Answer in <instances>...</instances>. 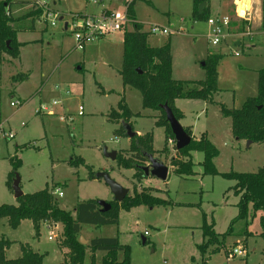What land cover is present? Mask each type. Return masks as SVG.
<instances>
[{
	"label": "rangeland",
	"instance_id": "374dc122",
	"mask_svg": "<svg viewBox=\"0 0 264 264\" xmlns=\"http://www.w3.org/2000/svg\"><path fill=\"white\" fill-rule=\"evenodd\" d=\"M103 1L45 0L49 10L59 13L63 20H56V26H52L51 18L42 19L37 22V28L44 31L17 34L19 43L38 41L21 44L18 60L6 54L5 62L0 64V124L6 134L0 133V206L17 203L11 178L12 161L20 162L16 174L21 178L24 194L48 188L55 194L59 207L73 215L78 204L89 200L115 202L110 186L103 179L92 178V174L95 177L99 172H108L129 190V196L148 190L164 202L121 210L119 223L115 225H83L81 237L87 244L93 238H118L122 245L131 248V264H264V239L260 237L264 212L249 218L247 226L244 222L237 223L236 232L225 237L239 212V197L231 190L235 181L204 174L202 152L192 153L193 176L179 177L170 169L165 182L153 177H137L135 168H122L117 159L105 155L106 150L108 153L118 151V155L129 153L124 151L130 148L122 129L126 122L117 123L110 118L124 98L132 112L143 114L132 118L135 131L153 133L156 150L165 148L166 132L148 116L153 113L143 109L141 93L123 85L121 33L110 34L87 44L84 50H76L71 32L64 28L72 15L97 16L102 6L126 12V5L134 2L136 16L146 24L147 31L151 25L172 31L185 30L170 35L176 78L203 80L206 78L203 65L208 55L220 56L219 92L215 100L229 108H240L247 98L258 95L259 73L264 69V4L260 27H254V10L249 21L237 15L234 8H228L227 0H213L214 16L232 18L229 36L213 47L207 38L210 30L206 20L193 23L192 0ZM32 7L35 9L36 5ZM159 37L162 39L157 44L165 42L163 38L168 36ZM24 75L26 79L21 78ZM47 75L50 76L46 78ZM59 85L69 88L71 94L57 91ZM54 101H62V105L53 106ZM12 102L22 106L13 107ZM203 105L201 100L183 101L186 123L192 125L196 137L206 131L211 135L220 152L214 162L218 172L256 173L264 167V145L236 140L231 132V120H220L219 107ZM80 106L83 116H79ZM44 108L54 115H49ZM61 116L68 121L62 122ZM10 133L14 138L8 137ZM167 143L162 157L169 165L179 156L176 146L171 145L169 139ZM79 158L85 165L70 164ZM58 189L62 197L57 195ZM205 221L214 225L218 237L204 255L200 246L206 241L202 229ZM63 235L62 225L42 224L37 235L30 220L23 221L18 229H12L7 219L0 222V238L12 242L5 252L7 260L20 258L24 246L43 255L45 264H61L68 256L60 247ZM241 242L246 246V254L229 256ZM217 247L220 252L212 254ZM104 255L98 252L97 260L100 262ZM86 259L89 263V249Z\"/></svg>",
	"mask_w": 264,
	"mask_h": 264
},
{
	"label": "trees",
	"instance_id": "16d2710c",
	"mask_svg": "<svg viewBox=\"0 0 264 264\" xmlns=\"http://www.w3.org/2000/svg\"><path fill=\"white\" fill-rule=\"evenodd\" d=\"M211 1L193 0L195 20L209 19ZM10 2L11 0L0 2V64L6 54L11 55L14 59L18 58L20 54L21 44L17 41V32L11 26L13 19L8 13ZM203 4H206V8L201 10ZM128 17L132 22L133 30L125 31L124 35L123 69L121 71L123 84L125 87L136 89L141 93L143 108L159 113L156 126L165 129L168 139H175L164 107L168 106L172 109L175 117L180 121L183 114L176 108V100L198 99L209 104L214 103V96L219 92L217 67L221 57L212 53L208 55L204 64L206 70L204 80H176L173 77L171 45L152 47L148 44L149 34L143 32V26L136 22L133 2L128 6ZM8 42H10V47L7 45ZM219 106L222 116L232 120V133L236 140L264 145V69L259 73V90L256 97L247 98L240 108H228L223 104ZM118 110H114L110 114V118L114 122L123 120L130 123L132 117H140L139 114L133 115L125 99L119 102ZM185 131L192 136L190 129L185 128ZM153 140L151 132L131 139L129 153L117 156L119 166L125 169L135 168L136 176L144 179V173L138 166L148 164L145 154L156 153ZM175 149L179 157L173 158L170 165L177 176L190 177L194 175L195 164L192 162V153L199 151L204 154L202 162L204 174L220 175L235 181L231 190L239 197L237 204L239 212L231 222L225 237L232 236L236 232L235 225L237 223L244 222L247 226L249 218L254 217L258 212H264V167L256 173L218 172L214 161L219 157L220 152L205 133L199 140L192 138L191 144L185 149L179 151L177 148ZM12 163L14 171L11 178L14 181L16 172L20 168V162L12 161ZM70 164L80 166L85 165V162L79 158L77 162L72 161ZM92 178H95L93 174ZM163 202V199L152 195L147 190L135 193L133 196L130 195L121 203L110 202L112 207L107 212L102 211L98 200L80 203L75 208V215H73L62 210L55 194L46 188L33 194H24L23 197L17 199L16 205H1L0 222L7 219L12 229H18L23 221L30 220L33 222L37 235L40 234L42 224L62 225L64 235L62 242L60 241V247L68 251V258L62 264H131V248L122 245L118 238H95L87 245L82 244L80 240L82 226L85 224L96 227L115 225L119 223L121 210L129 211L142 205H163ZM261 228L260 237L264 239V217L261 218ZM202 229L206 241L200 246V249L205 255L209 246L217 242L218 235L214 231V225H208L206 221ZM244 232L248 233V230ZM11 245L12 242L9 240L0 238V264H45L43 255L24 246L20 258L7 260L5 252ZM88 249L90 250L89 263L86 259ZM220 250V247H217L212 254L218 253ZM98 252L105 253L100 262L96 258Z\"/></svg>",
	"mask_w": 264,
	"mask_h": 264
},
{
	"label": "built area",
	"instance_id": "2783aa9c",
	"mask_svg": "<svg viewBox=\"0 0 264 264\" xmlns=\"http://www.w3.org/2000/svg\"><path fill=\"white\" fill-rule=\"evenodd\" d=\"M245 1V0H243ZM128 3L126 6V12H121L119 10H108L105 9L97 16H82V15H72L71 21L65 25V29L70 31L72 37L74 39V49L76 50H84L86 45L91 42H96L97 40L104 38L110 34H114L123 30V28L130 23V19L128 17ZM37 8H43L48 17H50L53 22L52 26H56V20L61 18L59 13L51 12L46 3L38 1L36 2ZM247 11V10H246ZM246 18V17H243ZM232 24V18L229 16H211L207 20V25L209 27L210 33L207 35L208 41L213 47L219 46L223 40L227 38L230 34V28ZM183 32L182 29L177 31H172L165 27H160L159 25H151L149 28V34L153 36H170L174 33L181 34ZM238 56V53H235ZM56 90L61 92L63 91L65 95H70L71 91L69 88H64L62 86H56ZM13 107L22 106L21 103H11ZM62 105V101H54L53 106ZM42 110V108H41ZM39 110L38 112H41ZM45 111L48 112L49 115H54V113L47 108H44ZM79 116H83V107H79ZM60 120L62 122H67L68 118L65 116H61ZM73 121L72 118H70ZM2 124H0V133H3ZM6 136V134H4ZM9 138H14L13 134L8 135ZM169 143L173 146H176V141L174 139H170ZM57 195L59 197L63 196V193L58 189ZM52 239V238H51ZM246 246H244L241 242L238 247L234 248L229 256H236L246 254L245 252Z\"/></svg>",
	"mask_w": 264,
	"mask_h": 264
},
{
	"label": "crops",
	"instance_id": "0c3cea01",
	"mask_svg": "<svg viewBox=\"0 0 264 264\" xmlns=\"http://www.w3.org/2000/svg\"><path fill=\"white\" fill-rule=\"evenodd\" d=\"M5 1H7V0H2V2H5ZM38 1H41V2H44V3H46L45 2V0H20V1H13V0H11V2H10V5L8 6V13H9V15L12 17V24H11V26L13 27V29H15L16 30V32H17V34L18 35H21V34H23V33H25V32H37L38 31V33L39 32H42V31H44V30H42V31H40L38 28H37V22H42V19H49L50 17H48V14H47V12L43 9V8H37V6L35 7V9H32L33 7H32V4H35L36 5V2H38ZM221 2H222V0H220ZM241 2V1H243V0H227L226 1V5H227V7L229 8H234V11L236 12V14L237 15H239L238 14V8H237V3L238 2ZM251 1V6L250 7H246V10H247V13H246V18H243V19H246V20H251V16L253 15V11L252 10H254L255 11V16H254V18H255V21H254V27H260V14L262 13V11H263V2H264V0H250ZM102 3H104V1L102 0ZM132 3V2H131ZM212 3H213V0L211 1V3L209 4V11H210V17L211 16H214L215 14H216V12L215 11H213L212 10ZM127 4V3H126ZM133 4H134V2H133ZM192 4H193V10H192V20H193V23H197L198 21H200V20H195L194 19V16H193V13H194V3H193V0H192ZM46 5H47V3H46ZM47 8H48V6H47ZM49 9V8H48ZM105 9H108V10H118V8H116V7H107V6H102V8L100 9V11L96 14V15H99L101 12H103ZM51 10V9H50ZM51 12H54L53 11V9H52V11ZM16 15V16H15ZM230 15V14H229ZM135 16H136V13H135ZM209 17V18H210ZM61 18H63V17H61ZM61 18H60V20H61ZM136 22L138 23V24H140V25H142L143 26V32H146V33H148L149 34V28H150V26L148 27V31L145 29L146 28V24H144V23H142V22H140L139 20H138V18H137V16H136ZM183 22H185L184 20H183ZM206 22H207V20H206ZM30 23L32 24V25H30ZM67 24V23H66ZM65 24V25H66ZM52 25V24H51ZM132 27V22L130 21V23L129 24H127L124 28H123V30L122 31H120L119 33H121V40H122V42H123V44H124V35H125V31H132L133 30V27ZM65 28V27H64ZM129 28H131V30L129 29ZM192 29H194V26H192ZM66 30V29H65ZM183 30V32L182 33H184V29H182ZM67 31V30H66ZM17 35V36H18ZM160 39H162L161 37H159V36H153V35H151V34H149V37H148V44L150 45V46H152V47H163V46H165L166 44H170L171 45V50H172V56H173V60H174V50H173V46H172V42H171V36H168V37H166V38H163V39H165L164 41L165 42H162V43H160V44H157V42L158 41H161ZM38 40H33V41H30V42H28V41H20V44H22L23 45V43H32V42H37ZM152 42H154V43H152ZM239 43V42H238ZM154 44V45H153ZM236 45H237V43H236ZM74 46H75V44H74ZM238 46V45H237ZM123 54H124V50H123ZM19 57H20V54H19V56H18V58H16L15 60H18L19 59ZM3 62H5V56H4V60H3ZM2 62V63H3ZM203 67H204V65H203ZM81 70V69H80ZM175 69H174V64H173V77H174V79H176V80H181V79H178V78H176V76H175V71H174ZM50 76V75H49ZM48 75L46 76V78H48L49 77ZM22 79H26V75H24V76H22L21 77ZM204 80V79H203ZM182 81H201V80H182ZM124 85V84H123ZM125 87V86H124ZM125 88H128V87H125ZM130 89H132V88H130ZM124 91H126V89H124ZM125 99V102H126V98H124ZM195 100H197V101H199L198 99H180V100H176V102H175V106H176V108L183 114V118L180 120V123H181V125L184 127V129L185 128H188V129H190L191 130V132H192V138H194V139H196V140H199L200 139V137H201V135L202 134H207V136H208V138H209V140L212 142V140L210 139V137H211V135L206 131V132H204V133H202L199 137H196V135L194 134V132H193V128H192V125H190L189 123H186V115H185V111H184V109H183V101H195ZM202 101V100H201ZM204 102V101H203ZM126 104L128 105V103L126 102ZM206 104H209L208 102H204V105H206ZM212 104H214V105H216L217 107H219V110H220V116H221V121L222 120H226V119H230V118H225V117H223L222 116V113H221V109H220V104H222V103H219L218 101H216L215 100V96H214V103H212ZM203 105V106H204ZM224 105V104H223ZM128 107H129V105H128ZM142 107H143V105H142ZM229 108V107H228ZM129 109H130V107H129ZM144 109V108H143ZM145 110V109H144ZM114 111V110H113ZM116 111H119L118 109L116 110ZM130 111H131V109H130ZM148 111V110H147ZM132 112V111H131ZM150 112H152L153 114H150V115H148L149 117H152V118H154L155 119V125H156V122H157V120H158V117H159V115H158V113L157 112H154V111H151L150 110ZM203 112H205V110L203 109L202 110V113ZM112 113V112H111ZM133 113V115L135 116V115H140V117H142L143 116V114L142 113H134V112H132ZM206 113L208 114V109L206 110ZM140 117H137V118H140ZM132 118H134V117H132ZM132 118H131V120H130V124L133 126V124H132ZM231 120V119H230ZM117 123H119V122H117ZM133 129H134V127H133ZM135 130V129H134ZM231 132H232V120H231ZM138 133V135L139 136H144L145 134H147V133H150V132H147V133H141V132H137ZM166 134V133H165ZM232 135H233V133H232ZM234 137V136H233ZM129 139V138H128ZM153 139H154V137H153ZM167 135H166V145L168 144L167 143ZM170 140V139H169ZM175 140V139H174ZM129 141H130V148H131V144H132V142H131V139H129ZM245 141V140H244ZM213 143V142H212ZM214 144V143H213ZM153 145H154V140H153ZM166 145H165V148H162V149H155L154 148V150L156 151V153L154 154V156L155 157H157L158 159H160L161 161H163L165 164H167L166 162H165V160H164V158L162 157L163 155H164V153H165V149H166ZM215 145V144H214ZM216 146V145H215ZM217 147V146H216ZM130 148H127V149H125L124 151H129L130 150ZM118 151H117V155H118ZM124 153V152H123ZM218 158V157H217ZM216 158V159H217ZM216 159H215V161H216ZM214 161V162H215ZM168 165V164H167ZM169 167H170V169L171 170H173V167L172 166H170V164L168 165ZM153 195V194H152ZM17 204V203H16ZM22 224V223H21ZM21 226V225H20ZM82 233V232H81ZM94 239V238H93ZM89 241H91V240H89ZM63 251V254H65V256H66V254L68 255V251H66L65 249L64 250H62ZM66 259L68 258L67 256L65 257ZM98 261V260H97ZM65 262V261H64ZM63 263V262H62ZM61 263V264H62Z\"/></svg>",
	"mask_w": 264,
	"mask_h": 264
},
{
	"label": "water",
	"instance_id": "95a60500",
	"mask_svg": "<svg viewBox=\"0 0 264 264\" xmlns=\"http://www.w3.org/2000/svg\"><path fill=\"white\" fill-rule=\"evenodd\" d=\"M204 8H206V4H203L201 6V10H203ZM61 20H63V18H61ZM9 44L10 42L7 43V45ZM237 45L239 46L240 43H237ZM164 110L166 112L167 121L170 124L172 133L175 137L177 150L179 151L185 149L191 144L192 136L187 134L184 127L181 125L180 121L175 117L172 109H170L168 106H165ZM123 129L125 131V135L129 139H134L136 136H138V133L133 129V126L130 123H123ZM249 144H252V142L249 141ZM105 155L113 160L117 159V152L108 153L106 150ZM145 156L148 159V164L138 166V168L143 171L145 178L153 177L160 181H164V182L167 181L170 174V167L167 164H165L163 161L155 157L154 154H145ZM95 178L103 179L106 182V184L110 186L115 196V202L121 203L126 199V197L129 196V190L122 187L114 179H112L110 173L99 172L96 174ZM20 184H21V178L18 174H16L13 181V190L15 192L16 199H19L24 196ZM99 203L102 207L103 212L109 211L112 207L111 204L107 202H99ZM80 240L82 244L87 245L88 241H86L83 237H81Z\"/></svg>",
	"mask_w": 264,
	"mask_h": 264
},
{
	"label": "bare ground",
	"instance_id": "6f19581e",
	"mask_svg": "<svg viewBox=\"0 0 264 264\" xmlns=\"http://www.w3.org/2000/svg\"><path fill=\"white\" fill-rule=\"evenodd\" d=\"M251 6V1L250 0H245V1H239L237 3V8H238V14L240 17H245L247 11H246V7H250Z\"/></svg>",
	"mask_w": 264,
	"mask_h": 264
}]
</instances>
